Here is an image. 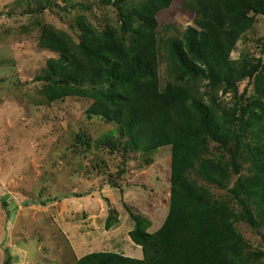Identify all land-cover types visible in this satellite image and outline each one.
I'll use <instances>...</instances> for the list:
<instances>
[{
  "label": "rangeland",
  "instance_id": "374dc122",
  "mask_svg": "<svg viewBox=\"0 0 264 264\" xmlns=\"http://www.w3.org/2000/svg\"><path fill=\"white\" fill-rule=\"evenodd\" d=\"M142 5L143 0H0V264L8 258L11 264H75L95 251L143 258L129 234L135 221L127 206L151 233L164 223L172 193L171 148L137 152L126 145L129 136L118 134L105 143L117 124L88 115L93 98L43 78L49 66L62 62V54L42 44L45 27L79 43L85 26L104 31L124 22L130 43ZM215 10L214 0H192L189 9L175 1L158 15L160 43L198 27ZM251 17L233 59L264 60V15ZM160 66L165 82L164 50ZM262 83L244 79L239 94L257 97ZM200 89L224 106L235 101L232 90L206 82ZM247 133L248 149L259 146ZM249 161L245 157L244 174ZM196 172L192 177L206 185L213 201L239 211L223 188ZM235 225L244 243L264 251V227L243 220Z\"/></svg>",
  "mask_w": 264,
  "mask_h": 264
},
{
  "label": "trees",
  "instance_id": "16d2710c",
  "mask_svg": "<svg viewBox=\"0 0 264 264\" xmlns=\"http://www.w3.org/2000/svg\"><path fill=\"white\" fill-rule=\"evenodd\" d=\"M175 1L143 0L130 43L123 36L129 28L124 22L104 31L85 26L79 43L44 28L43 46L62 54V62L49 66L43 78L93 98L88 115L117 124L105 143L118 134L129 136L126 145L137 152L171 148L172 193L162 226L149 232L127 206L135 221L129 234L143 258L95 251L75 264H258L264 257V251L242 241L235 225L243 220L254 229L264 227V60L262 55L255 62L232 58L250 29L251 14L264 15V0H214L216 10L198 27L190 25L160 43L158 15ZM178 1L189 9L192 0ZM254 78L263 80L259 96L239 94V84ZM203 82L232 90L234 103L227 107L213 95L206 99ZM248 131L259 146L248 149ZM245 157L251 164L246 174ZM194 172L223 188L239 211L213 201Z\"/></svg>",
  "mask_w": 264,
  "mask_h": 264
}]
</instances>
